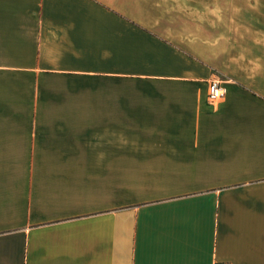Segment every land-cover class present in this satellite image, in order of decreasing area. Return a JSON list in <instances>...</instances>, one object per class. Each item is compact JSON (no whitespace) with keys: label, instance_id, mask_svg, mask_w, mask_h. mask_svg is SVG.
Listing matches in <instances>:
<instances>
[{"label":"crops","instance_id":"obj_1","mask_svg":"<svg viewBox=\"0 0 264 264\" xmlns=\"http://www.w3.org/2000/svg\"><path fill=\"white\" fill-rule=\"evenodd\" d=\"M220 263L264 264V0H0V264Z\"/></svg>","mask_w":264,"mask_h":264},{"label":"built area","instance_id":"obj_2","mask_svg":"<svg viewBox=\"0 0 264 264\" xmlns=\"http://www.w3.org/2000/svg\"><path fill=\"white\" fill-rule=\"evenodd\" d=\"M226 95V88L222 82L214 78L208 83L207 99L211 104L218 103ZM220 264H230V263H220Z\"/></svg>","mask_w":264,"mask_h":264}]
</instances>
